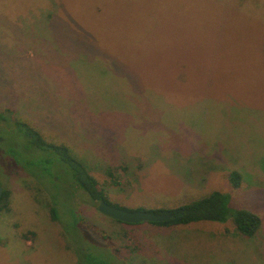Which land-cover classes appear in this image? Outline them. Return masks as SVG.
I'll use <instances>...</instances> for the list:
<instances>
[{
    "label": "rangeland",
    "instance_id": "rangeland-1",
    "mask_svg": "<svg viewBox=\"0 0 264 264\" xmlns=\"http://www.w3.org/2000/svg\"><path fill=\"white\" fill-rule=\"evenodd\" d=\"M0 111L67 145L116 206L157 211L221 190L262 218L254 236L232 221L124 223L79 191L77 226L68 167L28 165L44 152L12 132L0 264H81L101 245L119 246L115 264H264V0H0Z\"/></svg>",
    "mask_w": 264,
    "mask_h": 264
},
{
    "label": "trees",
    "instance_id": "trees-1",
    "mask_svg": "<svg viewBox=\"0 0 264 264\" xmlns=\"http://www.w3.org/2000/svg\"><path fill=\"white\" fill-rule=\"evenodd\" d=\"M0 126L4 127L0 130V146H6L8 144L6 137L10 133L16 132L22 135L21 140H18L21 147L26 145L28 149L33 148L36 151L44 152L41 157L27 156L25 161L28 165L31 166L32 164H38L40 167L45 162H51V164L54 165L55 161H57L68 167L70 171L69 173L72 177V182L70 183L74 187L73 211H75V217L78 219L77 226H82V222H84L82 214L78 213L79 204L76 198L79 191H82L84 196L88 197V200L93 204H99V200H106L112 204L108 199L101 182L83 163L80 162L78 158H76L75 155H73L72 150L67 145L49 143L44 139L38 128L30 125L22 118L17 117L13 112L8 113L6 111H0ZM20 146L17 144L9 146V151H12L15 155H19L22 152ZM49 151H52V153ZM45 153H47V156H44ZM110 174L112 175V173ZM50 178L53 184L61 182L59 173H51ZM241 178V174L234 171L231 175L233 185L239 186ZM9 195V190L4 189L3 195L0 199V212L5 210L10 211ZM50 202L49 210L51 219L59 221L60 223L63 222V217H61L59 212V205L53 201ZM157 211L172 213L174 215L170 220L154 222L155 224L162 226L187 225L201 221H232L239 233L246 236H254L262 224V218L258 213L245 206L236 207L232 204L231 194L221 190H214L198 199L186 201L171 208L158 209ZM101 246L103 247V256L96 255L95 253L92 254L90 252L91 249H83L81 264H115L109 258V254L112 255L115 251H112L103 245ZM119 249L118 246L115 252L118 258L120 256L118 255ZM86 251L88 253L84 254Z\"/></svg>",
    "mask_w": 264,
    "mask_h": 264
},
{
    "label": "water",
    "instance_id": "water-1",
    "mask_svg": "<svg viewBox=\"0 0 264 264\" xmlns=\"http://www.w3.org/2000/svg\"><path fill=\"white\" fill-rule=\"evenodd\" d=\"M4 187L0 181V199L3 195ZM98 201V200H97ZM98 209L103 214L125 223H138L142 221L162 222L173 218L172 213L150 211V210H129L110 204L106 200H99Z\"/></svg>",
    "mask_w": 264,
    "mask_h": 264
}]
</instances>
